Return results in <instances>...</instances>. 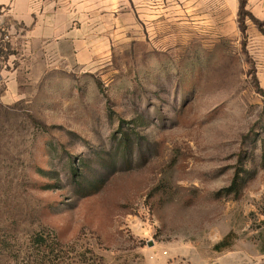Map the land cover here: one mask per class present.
I'll return each instance as SVG.
<instances>
[{
  "label": "rangeland",
  "instance_id": "obj_1",
  "mask_svg": "<svg viewBox=\"0 0 264 264\" xmlns=\"http://www.w3.org/2000/svg\"><path fill=\"white\" fill-rule=\"evenodd\" d=\"M151 1L85 62L0 8V264H264V0Z\"/></svg>",
  "mask_w": 264,
  "mask_h": 264
},
{
  "label": "crops",
  "instance_id": "obj_2",
  "mask_svg": "<svg viewBox=\"0 0 264 264\" xmlns=\"http://www.w3.org/2000/svg\"><path fill=\"white\" fill-rule=\"evenodd\" d=\"M0 8L21 52L81 62L102 54L127 20L159 13L151 0H0Z\"/></svg>",
  "mask_w": 264,
  "mask_h": 264
},
{
  "label": "trees",
  "instance_id": "obj_3",
  "mask_svg": "<svg viewBox=\"0 0 264 264\" xmlns=\"http://www.w3.org/2000/svg\"><path fill=\"white\" fill-rule=\"evenodd\" d=\"M72 170H73L74 175H77V173H78V168H73ZM226 242H227V241L221 242L220 244H218V245L216 246V248H217L218 250H220L222 247L226 246Z\"/></svg>",
  "mask_w": 264,
  "mask_h": 264
},
{
  "label": "built area",
  "instance_id": "obj_4",
  "mask_svg": "<svg viewBox=\"0 0 264 264\" xmlns=\"http://www.w3.org/2000/svg\"><path fill=\"white\" fill-rule=\"evenodd\" d=\"M2 39H3L4 41H8V40H9V35H3V36H2Z\"/></svg>",
  "mask_w": 264,
  "mask_h": 264
}]
</instances>
